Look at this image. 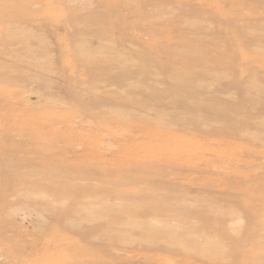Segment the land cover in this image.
<instances>
[{
    "label": "rangeland",
    "instance_id": "obj_1",
    "mask_svg": "<svg viewBox=\"0 0 264 264\" xmlns=\"http://www.w3.org/2000/svg\"><path fill=\"white\" fill-rule=\"evenodd\" d=\"M0 264H264V0H0Z\"/></svg>",
    "mask_w": 264,
    "mask_h": 264
}]
</instances>
